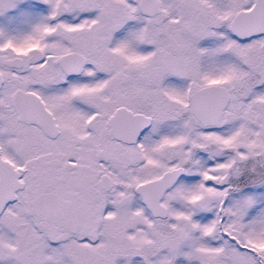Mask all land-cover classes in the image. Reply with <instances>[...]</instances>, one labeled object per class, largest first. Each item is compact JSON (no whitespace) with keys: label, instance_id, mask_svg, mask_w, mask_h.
<instances>
[{"label":"snow or ice","instance_id":"1","mask_svg":"<svg viewBox=\"0 0 264 264\" xmlns=\"http://www.w3.org/2000/svg\"><path fill=\"white\" fill-rule=\"evenodd\" d=\"M0 264H264V0H0Z\"/></svg>","mask_w":264,"mask_h":264}]
</instances>
